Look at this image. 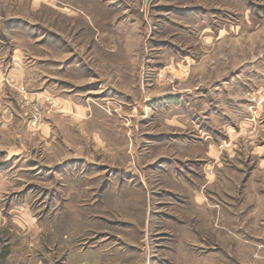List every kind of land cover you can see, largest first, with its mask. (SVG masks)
Instances as JSON below:
<instances>
[{"label": "rangeland", "instance_id": "rangeland-1", "mask_svg": "<svg viewBox=\"0 0 264 264\" xmlns=\"http://www.w3.org/2000/svg\"><path fill=\"white\" fill-rule=\"evenodd\" d=\"M264 0H0V264H264Z\"/></svg>", "mask_w": 264, "mask_h": 264}, {"label": "crops", "instance_id": "crops-1", "mask_svg": "<svg viewBox=\"0 0 264 264\" xmlns=\"http://www.w3.org/2000/svg\"><path fill=\"white\" fill-rule=\"evenodd\" d=\"M257 245H258L257 247L262 248L260 253H258V255H262V256H259L261 258H258V259H263L262 261H264V240H263V243H258Z\"/></svg>", "mask_w": 264, "mask_h": 264}]
</instances>
